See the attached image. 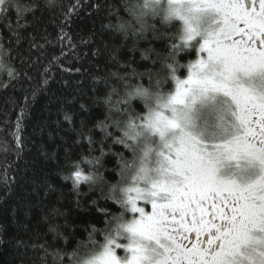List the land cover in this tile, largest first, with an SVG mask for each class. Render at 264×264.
<instances>
[{
    "label": "snow or ice",
    "instance_id": "obj_1",
    "mask_svg": "<svg viewBox=\"0 0 264 264\" xmlns=\"http://www.w3.org/2000/svg\"><path fill=\"white\" fill-rule=\"evenodd\" d=\"M158 2L129 4L126 0L125 10L144 29L143 18L155 13L154 5ZM188 3L193 7L185 9L182 0H168L166 18L176 16L184 21L185 46L194 35L203 34L198 49L201 58L189 66L186 79L177 78L174 63L166 65L175 81L174 91L165 92L167 81L160 79H156L153 91L156 74L137 73L133 69L132 75L138 79L148 76V86L129 84L119 100L123 107L117 108L124 118L112 120L111 125H97L105 133L104 139L111 137L113 144H121L131 153V160L120 157V180L104 191L106 181L98 170L100 157L87 160L92 166L87 175L77 165L71 177L74 190L81 182L99 186L101 197L112 200L119 208L116 213L104 210V229L93 227L83 255L73 252L68 264H264V89L257 90L246 83L254 78L264 81V0ZM78 7L71 6L77 15ZM31 11L32 6L22 0H0V19L15 12L19 21ZM199 14L210 20L204 28L200 27ZM69 22L66 16L60 34L55 41H47L49 45L72 46L69 32L65 31ZM117 27L127 30L132 23L124 21ZM9 31L15 35L11 27ZM81 43L88 41L82 39ZM33 47L44 54V44L33 42ZM169 47L178 45L170 43ZM60 54L65 55L63 47ZM49 63L58 64L59 57L53 56ZM0 71L15 78L14 70L6 64L0 65ZM48 72L45 68V85ZM36 91L33 90V96ZM218 97L228 102L232 118L228 127L232 133L224 140L209 143L202 139L203 132L197 131L196 117L203 109L214 107ZM134 100L143 104L140 113L132 106ZM22 119L23 113L17 117L18 130ZM64 119L72 122L68 115ZM218 121V126H224L225 117L218 116ZM228 127L224 129L226 134ZM87 138L91 148L92 138ZM17 139L22 145V138ZM224 160L235 161L237 167L241 161L255 165L260 175L254 183L241 185L219 175ZM130 172L131 179L126 183ZM141 203L150 205L151 211H146ZM125 213H131V218L125 220ZM98 232L103 236L102 244L94 238ZM124 233L127 243L118 242ZM17 246L29 247L23 241H18ZM30 247L32 253L25 251L21 264H25V258L33 264L37 259L45 264L47 247ZM117 249H123L125 255H118ZM41 251L43 257L39 256Z\"/></svg>",
    "mask_w": 264,
    "mask_h": 264
},
{
    "label": "trees",
    "instance_id": "obj_2",
    "mask_svg": "<svg viewBox=\"0 0 264 264\" xmlns=\"http://www.w3.org/2000/svg\"><path fill=\"white\" fill-rule=\"evenodd\" d=\"M22 2L32 6L26 19L17 21L15 12L0 19V52L4 64L15 72L13 79L7 71H0V264H21L22 254L32 253V244L47 247L45 264H68L73 252L83 255L93 227L104 229V210L116 213L119 208L101 197L99 186L81 182L74 190L71 177L77 165L87 175L92 170L87 160L100 157L98 170L104 185L120 180V157L131 160V153L123 145L113 144L111 137L104 139L105 133L97 125L124 118L117 108L123 107L119 100L127 86L149 83L147 75L133 76V69L153 72L154 50L164 45L121 38L114 31L118 18H129L122 0H56L52 6L44 0ZM77 4L79 15L71 10ZM66 16L70 22L65 31L72 46L49 45L47 41H55L60 34ZM82 39L88 43H81ZM33 42L45 45L43 55ZM197 55L192 44L178 52L182 65L175 73L178 79L186 76ZM53 56L59 57L58 64L49 63ZM45 68L49 69L46 85ZM174 84L169 75L166 89L173 91ZM132 106L138 113L143 109L139 101L134 100ZM22 113L18 130L17 117ZM65 115L71 117V123ZM94 238L104 242L99 232ZM18 241L29 247H18ZM25 264L33 261L25 258ZM35 264H40L39 259Z\"/></svg>",
    "mask_w": 264,
    "mask_h": 264
},
{
    "label": "clouds",
    "instance_id": "obj_3",
    "mask_svg": "<svg viewBox=\"0 0 264 264\" xmlns=\"http://www.w3.org/2000/svg\"><path fill=\"white\" fill-rule=\"evenodd\" d=\"M143 0H127V3H142ZM183 7L185 9H190L193 7L190 3H188V0H182ZM45 5L52 6L56 3V0H44ZM126 0H122L123 7L125 8ZM155 13H149L146 15L143 19L145 22V28L141 29L140 25L137 24L134 20H131L130 16L129 18H120L117 20V22L114 25V31L121 37V38H135L136 41L144 40L148 41L149 43L151 41H159L164 46L161 49L154 50V57L156 60V63L153 68V82H152V90L155 91V83L156 79H160L161 81H168L170 70L166 67L168 63H174L177 69L181 68L182 65L178 60V52L182 51L184 48L188 47L189 44H192L193 47H197L199 45L200 40L203 37V34L201 35H194L193 39L191 41L187 42V46H185V42L182 39L184 36V29L185 24L184 21L176 16H172L170 18H166L168 16L167 9H168V0H159L157 4L154 5ZM189 15H192L193 13L189 12ZM200 15V22H202L203 27H206L210 20L209 18L204 14ZM124 21H131L132 28L120 29L117 27L118 24L124 22ZM135 30L136 35L133 36V31ZM179 42V43H177ZM177 44V48H170L169 44ZM170 53L172 54L170 56ZM3 52H0V65L4 64L3 61ZM172 56H174V61L172 59ZM148 86V84H147ZM165 92L168 90L165 88ZM224 116L225 117V124L224 126H218V116ZM232 118L228 113V102L226 101V98L224 97H218L216 104L211 109H203L197 114L196 117V123H197V131L203 132L202 139L207 142H215L224 140L227 138V135H231L232 128L228 127V122H231ZM225 127H228L227 134L225 133ZM154 143V142H153ZM153 164L155 161V156L152 157ZM132 173L130 172L126 178V183L128 180L131 179ZM110 185H104L103 188L105 191H108V188ZM129 219V215L125 213V220ZM118 242L121 243H127V234H121V236L118 238ZM99 250V248H97ZM124 256V255H123ZM121 256V257H123Z\"/></svg>",
    "mask_w": 264,
    "mask_h": 264
},
{
    "label": "rangeland",
    "instance_id": "obj_4",
    "mask_svg": "<svg viewBox=\"0 0 264 264\" xmlns=\"http://www.w3.org/2000/svg\"><path fill=\"white\" fill-rule=\"evenodd\" d=\"M200 23V27H203L202 22ZM199 45L197 46V59L193 61L190 65L194 64L198 59L201 58V53L198 51ZM189 70V68H188ZM187 70L186 76L183 79H186L189 71ZM246 83H251V85L256 88L257 90L264 89V81L260 80V78H254L251 81H246ZM175 90V84L173 91ZM210 143V142H209ZM219 175L228 179H232L237 181V183L241 185H249L254 183L259 175V168L255 165H249L245 163L244 161H241L240 166L237 167L236 162L232 160H224L222 162V165L220 167ZM141 206H145L141 203ZM145 210L150 212L151 206L147 205L145 206ZM125 255L124 250L122 249L121 256Z\"/></svg>",
    "mask_w": 264,
    "mask_h": 264
}]
</instances>
